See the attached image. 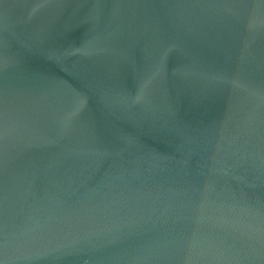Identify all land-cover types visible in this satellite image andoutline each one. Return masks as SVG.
Segmentation results:
<instances>
[{
  "label": "water",
  "instance_id": "obj_1",
  "mask_svg": "<svg viewBox=\"0 0 264 264\" xmlns=\"http://www.w3.org/2000/svg\"><path fill=\"white\" fill-rule=\"evenodd\" d=\"M0 264H264V0H0Z\"/></svg>",
  "mask_w": 264,
  "mask_h": 264
}]
</instances>
